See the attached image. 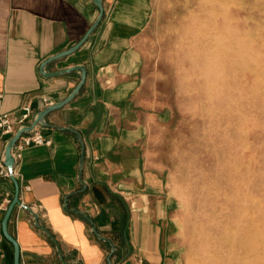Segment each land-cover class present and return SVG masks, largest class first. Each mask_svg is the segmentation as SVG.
Returning a JSON list of instances; mask_svg holds the SVG:
<instances>
[{
	"label": "crops",
	"instance_id": "0c3cea01",
	"mask_svg": "<svg viewBox=\"0 0 264 264\" xmlns=\"http://www.w3.org/2000/svg\"><path fill=\"white\" fill-rule=\"evenodd\" d=\"M150 1L102 0L103 19L87 43L45 68L55 73L82 66L87 79L70 104L45 118L50 127H38L51 144L26 147L16 161L21 205L12 211L8 228L20 246V264H65L43 229L53 235L67 264H109L111 245L95 236L85 216L116 246L113 264L165 261L167 239L176 227L174 202L165 197L157 168L146 161L137 108L142 59L137 40L148 24ZM99 14L94 0H0L5 111L16 119L31 106L33 121L70 96L81 72L48 78L41 64L78 44ZM9 140L0 135L4 166ZM0 192L12 194V202L11 178H0Z\"/></svg>",
	"mask_w": 264,
	"mask_h": 264
},
{
	"label": "rangeland",
	"instance_id": "374dc122",
	"mask_svg": "<svg viewBox=\"0 0 264 264\" xmlns=\"http://www.w3.org/2000/svg\"><path fill=\"white\" fill-rule=\"evenodd\" d=\"M150 7L137 108L146 161L174 202L163 264H190L209 236L228 239L225 263L264 264V0Z\"/></svg>",
	"mask_w": 264,
	"mask_h": 264
},
{
	"label": "water",
	"instance_id": "95a60500",
	"mask_svg": "<svg viewBox=\"0 0 264 264\" xmlns=\"http://www.w3.org/2000/svg\"><path fill=\"white\" fill-rule=\"evenodd\" d=\"M94 3L96 4V6L98 7L100 14L97 18V20L95 21V23L89 28L88 32L85 34V36L82 38V40L76 44L74 47H72L69 50H66L64 52L58 53L50 58H48L47 60H45L40 67V72L43 76L48 77V78H55V77H59L62 75H66L72 72H76L79 71L81 72L82 76H81V81L78 84V86L74 89V91L70 94V96L68 98H66L64 101L54 104L52 106H49L47 108H45L43 111L39 112L37 114V116L35 117V119L31 122L30 125L22 127L20 129L17 130V132L15 133V135L8 141L6 148H5V157H4V164L5 166L10 170V172L14 171V167L16 164V160L13 156V151L14 148L16 146V144L19 142V140L24 136L27 135L31 132H33L36 128L40 127V126H44V127H50L46 122H45V118L52 112H55L57 110H60L62 108H64L65 106H67L68 104H70L80 93V91L82 90V88L84 87L85 83H86V79H87V70L82 67V66H75L66 70H62L60 72H55V73H46L45 72V68L52 62L60 60L62 58H66L68 56H71L73 54H75L76 52H78L89 40V38L91 37V35L94 33V31L97 29V27L100 25L103 16H104V7L102 4V0H94ZM78 137L80 138V136L78 135ZM83 153H84V147H82ZM84 155V154H83ZM83 164V161H82ZM11 179L15 185V193H14V198L12 200V202L9 205V208L1 222V227H2V233L4 236L5 241H7L9 244H11V246L13 247V264H20V246L17 242V240L14 238V236H12V234L9 232V219L10 216L12 214V211L14 210L15 206L17 205H21V201L19 199V195H20V186L18 181L16 180V178L14 177V175L11 176ZM33 213V212H32ZM33 216L35 218V223L37 225V227L39 226L38 223V216L37 214L33 213ZM85 218L88 220V222L92 225V230L93 233L95 234V236L97 238H99L102 241L108 242L111 245V253L108 257V262L109 264H113L112 263V257L114 256V254L116 253V246L114 244H112L111 242H109L106 238L102 237L96 230V226L94 224V222L88 218L87 216H85ZM47 235L53 240V242L56 244L57 246V250L59 255L61 256L63 262L65 264H67L63 257H62V251L60 249V247L58 246L55 238L53 237V235L46 229H43Z\"/></svg>",
	"mask_w": 264,
	"mask_h": 264
},
{
	"label": "built area",
	"instance_id": "2783aa9c",
	"mask_svg": "<svg viewBox=\"0 0 264 264\" xmlns=\"http://www.w3.org/2000/svg\"><path fill=\"white\" fill-rule=\"evenodd\" d=\"M0 96V135L2 137L9 136L10 139L15 135L18 129L28 126L31 124L33 118V109L31 106L23 107L19 116L15 119L12 114L5 111L2 100ZM47 102L46 100H44ZM51 144L50 140H47L42 133L38 131L36 128L33 132L24 135L19 142L16 144L13 156L17 161L21 157V151H23L26 147L32 146H49ZM14 175V171L10 172V170L0 163V178L10 179L11 176ZM11 195L10 193H6L2 195L0 192V212L5 210L7 206L11 203ZM24 208H26L24 206ZM4 236L2 233V227L0 222V264H3V260L5 258L4 254Z\"/></svg>",
	"mask_w": 264,
	"mask_h": 264
},
{
	"label": "bare ground",
	"instance_id": "6f19581e",
	"mask_svg": "<svg viewBox=\"0 0 264 264\" xmlns=\"http://www.w3.org/2000/svg\"><path fill=\"white\" fill-rule=\"evenodd\" d=\"M227 241L228 239L222 237H206L205 241L201 244L199 254L190 264H226L227 261L229 264H234L232 258L228 259L225 263L222 255L223 248H225L226 244H229Z\"/></svg>",
	"mask_w": 264,
	"mask_h": 264
}]
</instances>
